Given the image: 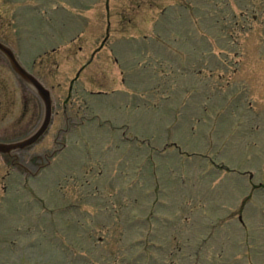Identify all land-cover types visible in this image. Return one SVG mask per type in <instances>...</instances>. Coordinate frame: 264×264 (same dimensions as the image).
Here are the masks:
<instances>
[{"label":"rangeland","instance_id":"1","mask_svg":"<svg viewBox=\"0 0 264 264\" xmlns=\"http://www.w3.org/2000/svg\"><path fill=\"white\" fill-rule=\"evenodd\" d=\"M1 36L53 105L15 165L0 153V217L20 229L0 264H264V0H0ZM9 67L3 144L45 113ZM38 199L97 224L43 235L21 219Z\"/></svg>","mask_w":264,"mask_h":264},{"label":"flooded vegetation","instance_id":"2","mask_svg":"<svg viewBox=\"0 0 264 264\" xmlns=\"http://www.w3.org/2000/svg\"><path fill=\"white\" fill-rule=\"evenodd\" d=\"M4 31L6 32L7 30L4 29ZM11 38H13V37H9V36L2 37L1 36L0 37V44L6 50H8L12 54H14V52H13V45H10L11 43L8 41V39L10 41H12V43L15 42V39L13 38V40H12ZM107 43H108V40H106L105 43L103 42L102 49L105 46V44H107ZM14 56H15V54H14ZM0 58L1 59H4V61L7 63V65L10 66L9 68H11V71L16 74V72L14 71V69H13V67H12L9 59L7 58V56L1 50H0ZM18 61L20 62L19 59H18ZM18 78H19V76H18ZM30 149H32V146L29 147V148H27V149H25V150H22V151H28ZM14 156L15 155L13 153V154H10L9 156H6V157L12 158L13 159L12 161H14L13 164L15 165L16 163H15ZM48 157H49L48 153H44L43 154V158H48ZM35 158H39V157L38 156H35ZM35 158L32 161L33 162V165H36V159ZM48 160H49V158L47 159V161ZM61 182L62 181H55V182H52L53 184H50L49 183V186L48 185H45V188H46V190L48 189V190H53V191H54V188H55L56 189L55 191H57V188H60ZM32 192H33V190H32ZM90 193H92V190H91ZM93 195H94V193H92V196ZM94 197L96 198L95 195H94ZM57 201H58L59 204L61 203V202H59V200H57ZM72 201H74V200H71V202L68 203V204H66V205L63 204V205H58V206L56 205L55 206L54 204L53 205L52 204H47V202L46 203H43L44 201H42L41 199L40 200L38 199L37 200V204L40 205V209L43 208V211L42 212H36L37 211L36 210L37 208L34 211V207L31 206L28 209L29 211L28 210L23 211V213L24 212L25 213L22 214L24 216L21 219L24 220L25 223L32 222V224H34V226H36V227L37 226L38 227L41 226V230L43 231V235L48 234L49 232L50 233L54 232L55 234H58V235L64 233L66 235L67 224L68 225H72L74 227L78 226V228L81 229L82 226H83V222L82 221L84 219H86V221H88V219H89L90 220V225L91 226L94 225V227H95V223L97 224V217H98L97 214L96 213L91 214L90 217L87 218V215L85 213H84V215H82V213L72 212V210H77V211L80 210L81 211V207L78 204H76V203H74ZM72 213H74V218L73 219H71ZM4 218H6V219H4ZM8 219H10L12 221L14 220V219H12V217H10V218L0 217V234H1V232L3 230L7 229L8 227L10 229L16 228L17 230H20L17 227V223H15V224L14 223L13 224L7 223V221H9ZM4 221H5V223H3ZM3 226H5V227H3ZM29 229H30V227H27V230H29ZM1 254L2 253H0V255Z\"/></svg>","mask_w":264,"mask_h":264},{"label":"water","instance_id":"3","mask_svg":"<svg viewBox=\"0 0 264 264\" xmlns=\"http://www.w3.org/2000/svg\"><path fill=\"white\" fill-rule=\"evenodd\" d=\"M0 50L7 56L16 74L29 87H31L35 91V93L41 99L45 109L42 124L34 134L29 136L25 140L16 143H11V144L0 143V153L11 154L14 151L25 150L33 146L42 136H44V134L48 129L50 120L52 118L53 101L50 96V92L42 85V83L35 76L27 72L21 66L18 59L14 56V54L6 50L3 46H1V44H0Z\"/></svg>","mask_w":264,"mask_h":264}]
</instances>
